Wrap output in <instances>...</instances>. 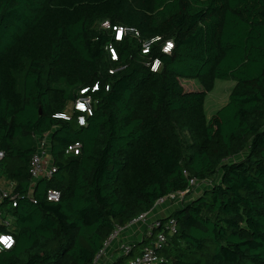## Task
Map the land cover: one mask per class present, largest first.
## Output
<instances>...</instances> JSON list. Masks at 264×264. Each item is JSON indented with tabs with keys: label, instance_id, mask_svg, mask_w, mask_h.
Listing matches in <instances>:
<instances>
[{
	"label": "trees",
	"instance_id": "trees-1",
	"mask_svg": "<svg viewBox=\"0 0 264 264\" xmlns=\"http://www.w3.org/2000/svg\"><path fill=\"white\" fill-rule=\"evenodd\" d=\"M119 26L134 31L116 40ZM217 80L235 84L209 116ZM96 84L79 126L70 106ZM47 134L57 172L32 186ZM76 142L80 154H68ZM0 150V232L16 237L0 264H92L118 225L187 190L115 264L171 219L161 264H264V0H0Z\"/></svg>",
	"mask_w": 264,
	"mask_h": 264
},
{
	"label": "built area",
	"instance_id": "built-area-1",
	"mask_svg": "<svg viewBox=\"0 0 264 264\" xmlns=\"http://www.w3.org/2000/svg\"><path fill=\"white\" fill-rule=\"evenodd\" d=\"M115 30V38L116 40H122L123 36L128 31H134L133 28L128 27H114ZM135 35L137 37L140 36L139 32L136 31ZM160 37L158 38V40ZM149 45L150 42L144 43V49L143 53L149 52ZM174 48V42L173 41H166L165 44L162 47V51L165 53H171ZM111 51V57L114 60L118 59V54L116 50L110 46L109 47ZM161 60L156 59L152 65L151 69L153 71H158L161 67ZM99 89V85L96 84L92 88H82L79 92V96L76 98V100L71 104L70 108H72L74 111L78 112L79 115L77 117V123L79 126H86L87 124V118L89 116H92L94 113V100L90 92H95ZM108 89V88H107ZM56 117L64 118V119H70L69 112H62L59 113ZM49 135H45L42 140L39 143L38 150L35 153V155L32 158L31 165H30V174L32 179V186L41 178H47L50 179L53 177V175L57 172V168L51 163H49L47 157L49 156ZM82 150V144L80 142H76L72 145H70L67 149L68 154L73 155H79ZM5 152L0 150V162L5 158ZM192 184H196L197 181L195 179L191 180ZM188 191V190H187ZM187 191L179 192L170 194L168 196H165L158 200L157 205H161L171 199H177L185 196ZM1 193V189H0ZM2 198L9 197V193L7 191L2 192L1 194ZM47 199L52 202H58L61 199V192L58 190H49L47 193ZM13 200V206L16 207L18 205V201L15 197H12ZM2 212L0 208V213ZM148 216V212L141 213L136 218L132 219L130 222H128L126 225H118L111 236L108 238V240L105 242V245L103 249L100 251L96 259L92 264H98L101 257L106 254L107 249L111 245V243L117 239L119 234L124 231L127 227L134 226L135 224H138L140 222L146 221ZM4 223L6 225H9L10 218H6L4 220ZM162 224L160 221H155L151 224L147 236H151L153 234L154 229L161 227ZM177 232V222L175 219H171L168 223H166L165 228H163L156 237V240L153 241V243L150 246H147L140 250V253L135 254L134 256L130 257L125 261V263L122 264H161L164 262V259L159 255L158 251L159 249L164 248V246L168 243V237L171 235H174ZM6 241L10 242V246ZM16 244V237L11 232H0V255L5 250L12 249ZM134 249V243L133 242H127L122 246V253L119 260L121 259L122 255H130ZM118 260V261H119Z\"/></svg>",
	"mask_w": 264,
	"mask_h": 264
},
{
	"label": "crops",
	"instance_id": "crops-1",
	"mask_svg": "<svg viewBox=\"0 0 264 264\" xmlns=\"http://www.w3.org/2000/svg\"><path fill=\"white\" fill-rule=\"evenodd\" d=\"M48 162L51 163V156L47 157ZM169 201L155 206V208L148 213L146 221L135 224L134 226L127 227L122 231L117 239H115L103 255L98 264H115L122 253V246L127 242L142 241L147 236L148 230L152 223L157 220L169 216L177 207L180 206L181 200L175 204ZM169 205V206H168Z\"/></svg>",
	"mask_w": 264,
	"mask_h": 264
},
{
	"label": "rangeland",
	"instance_id": "rangeland-1",
	"mask_svg": "<svg viewBox=\"0 0 264 264\" xmlns=\"http://www.w3.org/2000/svg\"><path fill=\"white\" fill-rule=\"evenodd\" d=\"M129 28V27H128ZM111 53V51H110ZM112 56V55H111ZM234 81L228 80H217L215 88L208 93L207 101H206V108L207 113L209 116H212L216 113L222 106H224L229 99V94L234 86ZM183 85L186 90H199L200 85L196 81L185 80L183 81ZM245 154L236 156L233 160H238L242 158ZM211 182H204L202 183L196 190L195 194L201 193L204 189L210 186ZM182 200L181 198L171 199L169 200L170 203L175 204ZM177 201V202H176ZM168 202V204H169ZM169 206V205H168Z\"/></svg>",
	"mask_w": 264,
	"mask_h": 264
},
{
	"label": "snow or ice",
	"instance_id": "snow-or-ice-1",
	"mask_svg": "<svg viewBox=\"0 0 264 264\" xmlns=\"http://www.w3.org/2000/svg\"><path fill=\"white\" fill-rule=\"evenodd\" d=\"M6 243H8V244H9V246H10V242L6 241Z\"/></svg>",
	"mask_w": 264,
	"mask_h": 264
}]
</instances>
